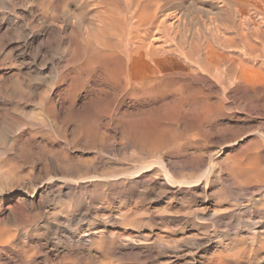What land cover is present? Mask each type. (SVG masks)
<instances>
[{"label": "rangeland", "instance_id": "rangeland-1", "mask_svg": "<svg viewBox=\"0 0 264 264\" xmlns=\"http://www.w3.org/2000/svg\"><path fill=\"white\" fill-rule=\"evenodd\" d=\"M78 1L80 0H57L56 3V0H0V130L3 129L0 132V135H2V137L0 136V264H219L221 262V264H223V262L225 264H264V261H262L264 260V232H261L264 231V213H262L264 212V189L262 190V188H264V170H262L259 178H253L243 183L245 185V190L239 187L237 178L235 181L233 180L236 177L235 165L229 162V160L237 155L242 144V147H246L251 140L262 139L263 136L261 134H264V112L262 110H257V112L256 109L248 111L250 110L249 107H246L245 110L247 111L243 110L244 107H238L229 92L224 96L221 91L210 89L205 85L202 87L206 94L211 95L210 98L213 97V101L222 99V104L225 108L221 118L215 119L216 124L213 127H204L202 130L196 129V126L187 119H183L184 125H182V123H175L174 125H178V130H181L177 131V126L174 127L177 135L179 134L181 136L185 134L181 142L183 148L185 147L184 150L188 148V145L191 146L189 148L190 150H198L203 148L204 143H208H206L208 146L205 144V148H203L206 150H202L206 153L204 154V158L207 166L211 165L221 149L226 151L224 157L228 159L227 164H224V166L218 164L210 175L211 177L209 176L208 180L206 178L203 179V184L200 189L196 190L182 187L180 190L179 188H174L172 191H166L167 194L164 192V196H162L163 193L161 194V192L155 190L154 187L153 189L147 190L143 189L145 187L140 185L136 187L135 190V188L129 186L128 189L127 186L113 184L115 181H111L112 184L104 186L107 190L104 187L103 189L96 190L91 183L86 182L84 183L85 185L83 183V186L82 184L80 185L82 187L90 186L89 188L87 187L83 190L82 187H79L75 190L76 193L72 192L70 187L73 186V183L69 181L74 179L73 177L75 175L79 176L80 174L79 177L75 176L76 180H78V178L81 180L83 177L89 176V171L86 166H84V168L86 167V171L83 166L80 168L79 166L78 168L74 166L75 159L79 158L88 162L94 161V157L95 160L98 158L101 162L103 159H107L106 162L103 161L102 163L106 168L110 166V170L113 174L120 170L125 171L132 169L134 165H136V161L139 163L140 160H144L142 153L137 148L133 147L132 143L127 142L123 130L121 129V133L117 126L110 127V136L107 138L108 140L106 139V144H104V142L102 143L104 145H100V141V144L98 141L97 143L94 141L95 144L100 145V149L102 146H107V149L104 147H102L103 149L101 150L96 149L99 145H96L97 147L95 148V145H93L94 143H87V145H85L83 141H79V144L76 142L75 135L77 134L75 132V127L72 126V122L74 123L76 119L71 118L73 116V112L70 110L71 106L76 105L72 107L75 108L74 110L84 109L85 106L88 107L90 105V101L88 100H91L93 97V99H96L95 97L101 95L102 101H100L101 103H96V107H101V105L103 106V103H105L106 105L104 104L103 106V108H105L108 107L106 101L111 96V94H108L107 97V93L103 91V93L101 92L102 94L98 91L99 93H96L97 96L92 93L91 90L96 84L94 82H98L99 79L95 80L93 77L91 78L92 71L90 68L87 69L86 65L80 67L81 70H83L81 71L83 75H81L80 68L76 66L78 64L73 61L72 52L77 49L75 40L80 34H77L78 32L72 29L73 26L67 21L69 19L66 14L74 9L72 13L78 11L77 6L80 7L81 4ZM200 1H204V4L200 3ZM192 2V0H182V14H186L185 17H183V33H191L189 35L194 34L196 40L210 38L216 22H225L224 16H221L219 13H225L228 7L226 3H221L220 5L219 1L215 3L211 0H199V2L196 0L193 4L194 7H199V9L195 10L194 7L192 9ZM196 2L198 4H196ZM195 4L198 7L195 6ZM68 6H70L69 9L67 8ZM184 7H187V9L185 10ZM222 7L223 9H220ZM205 8L207 11H205ZM200 9L206 13V17L203 16L204 14L201 11L200 13L202 15L197 13V10L199 11ZM211 10L214 11L212 12ZM190 12H192L194 16H192ZM209 12L210 14L208 15ZM188 13L190 14L188 15ZM186 16L189 19H187ZM65 17H67V19ZM193 18L194 20L196 18L198 20L196 19L194 22ZM62 21L66 24L62 25ZM206 21H209L208 24H205ZM60 28H62V31ZM64 31L66 34L69 33V31L71 33L66 35ZM43 39L46 41L43 42ZM68 39L73 43L68 41ZM67 42L73 45L71 46V44L69 45ZM67 47L69 48L66 49ZM69 55L72 56L69 57ZM63 57L65 59H62ZM74 68H76L74 70L75 72L73 71ZM76 70L77 72L79 71L78 74ZM87 70H89V72L91 71L90 75ZM207 73V71H202L200 68V75H198L196 79L183 78V82H223L225 78V75L218 71ZM217 73L219 74L216 75ZM100 74H102L101 70ZM66 75H70L69 79L68 77L67 79L64 78ZM78 75L79 78H76ZM220 75L223 76V78ZM83 76L86 78L84 79ZM70 77L73 78L70 79ZM89 77L91 79L90 82ZM60 78L62 80L64 79V82H60ZM73 79L77 87L80 86L78 88H80V90L83 89V92L80 90L78 91L79 93L81 92L79 95L78 92L76 94H71L70 91H68L70 89V83L74 84ZM75 80L77 82L79 80V83L82 82L78 84ZM68 83L70 85H68ZM82 84L84 86L81 89ZM98 85L100 88V84ZM87 90L89 91L87 92ZM65 91H67V94ZM88 96L91 97L89 98ZM74 97H76V99ZM67 99L69 102L66 101ZM50 100H52V102ZM84 102L86 104H84ZM50 103L52 106L50 107L54 110L49 107ZM67 104L70 107H68ZM82 104H84V106ZM93 106H95V103ZM78 107H80V109ZM100 107L98 109H101ZM91 108L90 106L86 108L87 112L92 110ZM60 110L63 114L60 113ZM50 111L52 112L50 113ZM249 112H251L252 115ZM54 113L57 114L55 115ZM59 114L61 118H58L60 117ZM85 114L83 113L84 119L89 115L88 114L86 117ZM49 116L50 118H48ZM55 117L58 119H55ZM37 118H39L38 121H36ZM67 118L71 119L68 120ZM242 119L243 121H241ZM55 120L57 121L55 122ZM77 120H83V118L80 117ZM185 120L188 122H185ZM42 123L44 124L42 125ZM46 123L48 124L47 127H45ZM185 123L189 125H185ZM258 124L259 126L263 124V128L261 126L258 128ZM1 126L3 128H1ZM192 127L195 128L193 129ZM256 128L259 130L262 129L259 131ZM225 129L228 131L226 132ZM249 131L250 133H248ZM190 132L192 134H190ZM84 134L86 133H83L85 137ZM95 134L94 138L96 137ZM33 135L35 136L33 137ZM113 135L116 141L111 137ZM247 135L250 136L248 137ZM187 136V141L191 144L186 141ZM20 138H22V140ZM162 138L164 140L163 144L167 145L165 137L162 136ZM201 140L205 142L203 143ZM222 140H224V143ZM74 142L76 144H73ZM200 142L202 143L201 145ZM24 144L26 146H24ZM43 144L45 146H42ZM124 145H126V147ZM185 145H187V147ZM192 145H194V148ZM90 147L93 148L94 151L90 150ZM108 147L112 148V151ZM23 148L25 154L22 153ZM124 150L126 151L124 152ZM42 151L48 152H46V154ZM62 152L63 154H61ZM118 152H120L119 155ZM27 153H30L28 154L29 156ZM57 153L58 155L61 154L60 157L62 158L69 155L67 157L71 165L66 167L60 164V157H58ZM54 155L55 157L53 158ZM96 155L98 156L96 157ZM227 155H230V157H227ZM172 157L174 158L175 155ZM108 158H111L113 161ZM175 160L180 161L181 159L175 158ZM114 163H118V165ZM63 166L64 168L66 167L67 170L63 169ZM207 166L201 169V173L202 170L203 172L206 171ZM61 167L62 169H60ZM48 168L51 169L49 170ZM71 169L75 170L72 171ZM225 169H227V173H225ZM70 171L77 172L73 175ZM81 171L83 172L80 173ZM223 172L224 175H222ZM76 173L79 174L77 175ZM224 176L226 178L230 177L233 183L229 181L228 178L224 179ZM70 177H72V179H70ZM51 178L60 179L61 183L57 186L58 188L54 189L56 187H51L50 189L52 191L48 190L47 192L39 191V188L49 183V179ZM210 178L214 180L211 179L210 181ZM206 180L207 182H205ZM218 183H220L221 186ZM67 184L70 185L69 188ZM230 184L231 186H229ZM111 185L112 189H109ZM203 185L205 187H203ZM249 185L252 187L250 188ZM229 187H231V189ZM252 188H255L254 191ZM58 189L61 192H58ZM102 190L106 191L103 192ZM69 191L74 194L70 192L72 194L71 196ZM155 191L158 192L159 195L161 194V196L156 194ZM214 191L217 192L214 193ZM238 191H241V194L238 193ZM259 191L261 193H259ZM232 192L235 193V196ZM50 193L51 195H49ZM200 193L202 194L201 196ZM145 195L147 196L146 198H144ZM241 195L243 196L241 197ZM75 196H81L80 198L83 197V201ZM44 197L49 199L46 200ZM138 197H140V199ZM216 211L218 213H214ZM246 212H249V214ZM214 214H216V217ZM215 218L220 219L218 220L219 222ZM260 246L261 248H259ZM246 252H250L251 255ZM249 255L251 258H249Z\"/></svg>", "mask_w": 264, "mask_h": 264}, {"label": "bare ground", "instance_id": "bare-ground-1", "mask_svg": "<svg viewBox=\"0 0 264 264\" xmlns=\"http://www.w3.org/2000/svg\"><path fill=\"white\" fill-rule=\"evenodd\" d=\"M192 1H193L192 2V4H193L196 0H192ZM211 1L215 2V3L217 1H219L220 5H221V3H226V6L228 7V9H226V12L225 13L224 12L219 13L221 16H224L225 22L224 23H220V22L217 23L218 22L217 21L216 24L214 25V28L211 26L213 28V33L212 34L210 33L211 34L210 38H202L201 40H196L195 39L196 36L194 34L189 35L191 33H189V34L186 32L183 33V17H185L186 14H184V15L182 14V10H183V9H181L182 8V0L181 1H178V0H80L78 2H80L81 4L78 2H75V3L80 4V7L77 6L78 11L72 13V11L75 10L74 8H73L74 10H72L71 12L69 10H67V11H69V13L67 12V14H66L68 16V19H69L67 21H69V23L73 26L72 29H74L76 32H78L77 34H80V35H78V37L75 40L76 45H77V47H76L77 49H75V51L72 52L73 53V61L76 62V64H78L76 66L79 68L86 65L87 69L90 68L92 71V72L90 71L91 72V78L93 77V79H95V80L99 79L98 82L97 81L94 82L96 84H95V87L93 86V88L91 90L92 93H94L96 95V93L98 91H100V93L103 91L104 93L105 92L107 93V95L105 94L107 97H108V94L109 95L111 94L109 99H107V101H106L108 103V107H105V108H103L105 103H103V106L101 105V107L98 106V108L100 107L101 109H98L96 107V103H101L100 101H102L101 95L100 96L96 95L99 98L95 97L96 99H93L94 98L93 97L91 100H88V101H90L89 106L92 107L91 108L92 110H90V111L88 110L89 112H87V109H86V108H89L88 104H87L88 107L85 106L86 108L85 107H84V109L81 108V110H74L75 108H72V107H75L76 105L71 106L70 110L73 112V116L71 117L69 114L68 115L72 119H76L74 123L72 122V124H73L72 126L75 127V132L77 134V135H75L76 142H78V144H79V141H83L85 143V145H87V143L93 144L94 141H96L95 143H97V141H98L99 144L101 142L100 145H104V144H106V142H105L106 139L109 138V136H110L109 135L110 127L117 126L121 133L123 130V133H124V136H125L127 142L132 143L133 147L137 148L142 153V155L144 157L143 161L140 160L139 163H138V161H136V165H134V167L132 169L125 170V171L120 170L119 172H116L114 174H113V172H111L110 166L106 168V167H104V165L102 163L103 161L106 162L107 159L106 160L103 159L102 162L99 161L98 158L95 160V157L94 158L92 157L94 159V161H89V162L81 160L79 158L75 159L74 166H77L76 168H78V166H79V168L82 166L84 168V166H86L87 170L89 171L88 172L89 174L87 172L86 173L89 176H87L85 174L87 177L84 178L83 175L81 174L83 177V179H81V180H79V178H78V180H76L75 179L76 175L73 177L75 180L72 179V177H70V179H72V180H70L69 182L73 183V186L70 187V185H68V184L67 185H68V188L70 187L72 192H75V190H77L79 187H82L83 184L86 182L91 183L93 188H95L96 190H99L101 188L103 189V187L107 184H112L111 181H115V182H113V184H119L120 186L123 185V186H127V187L129 186L131 188H135V190H136V187H138L140 185H142V187H145L143 189H147V190L153 189V187H154L155 190H158L159 192H161V194L163 193L162 196H164V192H166L168 190L172 191V189H174V188L180 189L183 187V188H190V189L192 188V189L198 190L201 188V185L203 184V179L206 178L208 180L209 176L213 173L215 167L218 166V164H221L223 166H224V164H227L228 159H225V157H224L226 151L221 149L219 151V153L217 154V156L215 157V159L214 160L212 159L213 162L211 163V165L207 166L206 160L204 158V156H205L204 154H206V153L202 151V150H206L203 148H205L204 146L207 142L204 143L205 141L203 142L202 140L201 141L204 143L203 148L198 149L196 147L198 150H193V149L190 150L189 148L191 146L188 145V148L186 150H184L185 147L183 148V144H181V142L183 141V136L185 134H183L181 136L178 134L179 135L178 136L177 133L175 132L176 129L174 127L177 126V131H179L180 129L178 130V128H179L178 125H176V126H174V125H175V123H179V124L182 123V125H184L183 119H187L189 122H192L194 126H196V129L198 128V129L202 130L204 127L205 128L208 126L213 127L216 124L215 119H217L219 117L221 118V116L223 115L224 110H225L224 105L222 104V99H219V101H213L212 100L213 97L210 98L211 95L209 94L210 95L209 96L208 94H206L204 88H202L204 85L209 87L210 89H216L217 91H221L224 96L227 95V93L229 92L231 97L236 102L237 106L238 107H244L243 110H245L246 107H249L250 110H248V111H251L252 109L253 110L256 109V111L262 110L264 112V80H263L264 79V0H211ZM198 2H199V0H198ZM203 2L200 1V3H203ZM56 3H57V0H56ZM71 3H72V1H71ZM215 3H214V5H215ZM196 4H198V3L196 2ZM196 4H195V6H197ZM203 4H202V6H203ZM77 7L75 6L76 10H77ZM187 7L186 8L184 7L185 10L187 9ZM193 7H194V4L192 5V9H193ZM217 7H219V6H217ZM67 8L69 9L70 6H68ZM194 8H195V10L199 9V7L198 8L194 7ZM220 9H223V7ZM201 10L202 9H200L199 11L197 10V13L201 14L200 13ZM203 10H204V8H203ZM205 11H207L206 8H205ZM219 11H221V10H219ZM192 12H190V13L192 14ZM201 12L204 14L203 16H205L206 13L204 11H201ZM217 12H218V10H217ZM217 12H215V13H217ZM190 13H188V15ZM209 14H210V12L208 13V15ZM62 15H63V13H62ZM64 16H65V14H64ZM187 16H186V18H187ZM192 16H194V14H192ZM203 16H201V17H203ZM65 18L67 19V17H65ZM209 18H210V16H209ZM187 19H189V18H187ZM193 20H194V18H193ZM195 20H194V22H195ZM208 22L206 21L205 24H208ZM184 23H185V21H184ZM63 24H66V23H63V21H62V25ZM187 25H188V23H187ZM56 26H54V27H56ZM190 26H191V24H190ZM212 28H211V31H212ZM52 29H53V27H52ZM60 29L62 31V28H60ZM56 30H57V28H56ZM69 33H71V32L69 31ZM69 33H67V34H69ZM64 34H66V32ZM198 35H200V34H198ZM68 37H69V35H68ZM32 39H33V37H32ZM37 39H38V37H37ZM69 39H70V37H69ZM69 39H68V41H70ZM45 41L46 40H44L43 42H45ZM67 43H69V42H67ZM71 43H73V42H71ZM71 43H69V45ZM72 45L73 44H71V46ZM69 47H67L66 49H68ZM70 48H72V47H70ZM69 51H70V49H69ZM66 52H68V51H66ZM70 56H72V55H69V57ZM64 57L62 59H65ZM67 58H68V56H67ZM200 68L202 69V71H207L208 73H214V72L218 71L220 73H223L225 75V78H224L223 82H207V81L206 82H200V81L199 82H193V81L192 82H183L184 81L183 78H185V79L190 78L192 80L196 79V77L198 75H200ZM75 69L76 68H74L73 71ZM77 70H76V73L78 74L79 71L77 72ZM79 70H80V73H81V71H83V70H81V68ZM100 70H101L102 74H100ZM87 72L90 75L89 70H87ZM73 73H71V74H73ZM80 73H79V75H80ZM84 74H86V73H84ZM218 74L219 73H217L216 75H218ZM79 75L76 78H79ZM81 75H83V73H81ZM69 76L66 75V77H64V78L67 79V77H68V79H69ZM71 76H73V75H71ZM75 76H77V75H75ZM84 76H83V78H84ZM204 76H205V74H204ZM73 77H70V79ZM218 77H216V78H218ZM221 77L223 78V76H221ZM84 79H83V81H84ZM89 79H90V77H89ZM63 80L60 78L59 81L61 82ZM80 80H82V79H80ZM206 80H207V78H206ZM90 81H91V79L89 80V82ZM105 81H111V82H105ZM180 81H182V82H180ZM188 81H190V80H188ZM73 82H74V79H73ZM69 83H68V85H70V84L71 85H70V87H69L70 89L68 91H70L71 94H76L80 90V88H78L80 86L77 87L75 82H74V84H72V83L69 84ZM77 83L80 84L79 80ZM98 84H100V88H99ZM83 86L84 85L82 84L81 89ZM88 86H89V83H88ZM82 90H80V91H82ZM89 90H87V92ZM84 91H85V89H84ZM65 92L67 94V91H65ZM90 92H89V94H90ZM80 93L78 92V95ZM105 95H104V98H105ZM91 96H88V97L90 98ZM70 97H73V96H70ZM58 98H57V100H58ZM74 98L76 99V97H74ZM50 101L52 102V100H50ZM58 101L60 102V100H58ZM66 101H68V99ZM70 102H72V101H70ZM85 102H84V104H86ZM64 103H65V100H64ZM94 103H95V106H93ZM68 104H67V106H68ZM73 104H75V103H73ZM84 104H82V105L84 106ZM52 105L54 106V104H52ZM58 105H59V103H58ZM63 105H65V104H63ZM50 106H51V103H50L49 107ZM67 106H65V107H67ZM54 107H56V106H54ZM68 107H70V106H68ZM80 107H78V108L80 109ZM66 109H68V108H66ZM52 110H54V109H52ZM61 110H60V113H62ZM65 111H67V110H65ZM65 111H64V115H65ZM245 111H247V110H245ZM51 112L52 111H50V113ZM57 113H54V114L56 115ZM67 113H69V112H67ZM83 113L84 114L87 113V114H85L86 117L89 114L86 119H84ZM249 113H251V112H249ZM55 115H53V116H55ZM251 115H252V113H251ZM56 117H58V116H56ZM56 117H55V119L61 118V115L58 118H56ZM63 117L66 118L65 116H63ZM80 117L83 118V120H77ZM48 118H50V116ZM71 118H69V119H71ZM231 118H232V115H231ZM246 118H247V116H246ZM256 119H254V120H256ZM38 120H39V118H37L36 121H38ZM228 120H229V118H228ZM248 120H249V118H248ZM46 121H47V118H46ZM56 121L57 120H55V122ZM188 121L185 120V122H188ZM241 121H243V119ZM217 122H218V120H217ZM220 122H221V120H220ZM44 123H42V125ZM53 124H55V123H53ZM187 124L185 123V125H187ZM45 125L44 126L47 127L48 124L46 123ZM262 125H260V126L262 127ZM257 126H258V128L260 127L259 124ZM263 127H264V125H263ZM1 128H3V127L1 126ZM258 128H256V129H258ZM44 129H46V128H44ZM2 130H0V132ZM225 131H226V129H225ZM84 132L86 133V134H84L85 137L83 136ZM93 132H94V134L99 132L98 134H95L96 135L95 138H94ZM203 132H204V130H203ZM100 133H101V135H100ZM248 133H250V131ZM2 134H3V132H2ZM190 134H192V133L190 132ZM261 135L263 136L262 139H260V138L255 139V140L253 139L250 142H248V145L246 147H242L243 146V144H242L237 155L235 157H233L231 160H229V162H232L235 165L234 167H235V174H236L235 176L236 177L234 179H233L232 175H231V177L234 181L236 178L238 179L237 183H238L239 187L242 189H245V185L243 183H246L247 180L250 181L253 178H259V175H261L262 170H264V134H261ZM0 136L2 137V135H0ZM34 136L35 135H33V137ZM162 136L165 137V141H166L167 145L163 144L164 140H163ZM199 136H200V134H199ZM111 137L114 138V135ZM236 137H237V134H236ZM236 137H234V138H236ZM20 139L22 140V138H20ZM187 139H188V136L186 138V141H187ZM192 140H193V138H192ZM115 141H116V139H115ZM222 141L224 143V140H222ZM187 142H189V141H187ZM191 142H193V141H191ZM23 143H25V142H23ZM95 143L93 145H95V148H96L99 144L97 145ZM102 143H104V144H102ZM125 143H126V141H125ZM196 143H197V141H196ZM44 144L42 146H45ZM73 144H76V143L74 142ZM201 144L202 143L200 142V145ZM100 145L96 149H100ZM210 145H212V144H210ZM24 146H26V145L24 144ZM83 146H84V144H83ZM124 146L126 147V145H124ZM185 146L187 147V145H185ZM192 146L194 148V145H192ZM227 146H226V148H227ZM102 147H104V146H102ZM102 147H101V149H103ZM106 147H104V148H106ZM87 148H88V146H87ZM199 148H200V146H199ZM206 148H208V147H206ZM220 148H218V149H220ZM96 149H95V151H96ZM109 149H111V151H112V148H109ZM128 149H126V150H128ZM90 150H93V148H91ZM126 150H124V152ZM133 150H135V149H133ZM236 150H238V149H236ZM22 151H23L22 153L25 154L24 148ZM42 152H45V151H42ZM46 152H48V151H46ZM119 153L120 152H118V155H119ZM129 153H130V150H129ZM28 154H30V153H27V155ZM61 154H63V152ZM99 154H101V153H99ZM135 154H136V152H135ZM55 155L53 156V158L55 157ZM57 155H58V153H57ZM60 155H58V157H60ZM173 155H175L174 158L172 157ZM230 155H227V157L228 156L230 157ZM47 156H46V158H47ZM67 156H69V155H67ZM67 156H64L63 158L60 157V164H63L64 166L69 167L71 164L68 161L69 158ZM97 156L98 155H96V157ZM70 157H72V156H70ZM183 157H184V160H183ZM48 158H49V156H48ZM102 158H104V157H102ZM175 158L181 159V160L180 161L175 160ZM73 159H74V157H73ZM87 160H89V159H87ZM109 160H112V159L110 158ZM108 161H107V163H108ZM122 162H124V161H122ZM130 162H132V161H130ZM116 164L118 165V163H116ZM125 164H126V161H125ZM64 166H63V169L67 170L66 167L64 168ZM206 166H207L206 171L204 170L205 172H203V170H202V173H201V169L203 167L205 168ZM85 168H84V170H85ZM60 169H62V167ZM116 169H117V167H116ZM116 169H114V170H116ZM74 170H72V171H74ZM225 170H226L225 173H227V169H225ZM46 171H47V168H46ZM72 171H70V173ZM62 172H63V170H62ZM65 172H67V171H65ZM68 172H69V170H68ZM75 172H77V171H75ZM75 172H72L73 175ZM82 172L83 171H81L80 173H82ZM63 174H64V172H63ZM76 174L78 175L79 173H76ZM222 175H224V172ZM222 175H221V177H222ZM79 176H80V174H79ZM79 176H76V177H79ZM229 176H230V174H229ZM82 177H80V178H82ZM213 177H216V176H213ZM227 178L225 177L224 179H227ZM211 179H213V178H210V181H211ZM232 179H230V177L228 178V180L232 181V183H233ZM49 180H50L49 183H46L44 185L41 184L42 186L39 188V191L47 192L48 190H51L50 189L51 187H56L54 189H57L58 188L57 186L60 185L59 183H61L60 179L51 178ZM65 180H66V178H65ZM68 180H69V178H68ZM207 180L205 182H207ZM221 180H219V181H221ZM62 182H66V181H62ZM215 182H218V181H215ZM223 183H226V182H223ZM248 183H250V182H248ZM253 183H255V182H253ZM80 184H82V186ZM218 184L220 185V183H218ZM204 185H203V187H205ZM211 185H213V184H211ZM254 185H256V184H254ZM217 186H215V187H217ZM229 186H231V184ZM232 186H233V184H232ZM249 186H250V188L252 187L251 185H249ZM87 187H82V189L84 190ZM114 187H115V185H114ZM129 187H128V189H129ZM104 188H106V187H104ZM229 188L231 189V187H229ZM59 189H60V187H59ZM59 189H58V192H61ZM109 189H112V185ZM254 189H253V191H254ZM263 189L264 188H262V190ZM89 190H91V189H89ZM106 190H107V188H106ZM106 190H104V191H106ZM147 190H145V191H147ZM186 190H185V192H186ZM215 190H216V188H215ZM217 190H218V188H217ZM259 190H261V189H259ZM80 191H82V190H80ZM151 191H153V190H151ZM70 192L71 191H69V193ZM82 192H84V191H82ZM97 192H99V191H97ZM100 192H101V190H100ZM137 192H139V191H137ZM216 192L217 191H214V193H216ZM263 192H264V190H263ZM141 193H142V191H141ZM152 193H154V192H152ZM181 193H182V191H181ZM191 193H194V192H191ZM202 193H204V192H202ZM238 193L241 194V191L240 192L238 191ZM244 193H246V192H244ZM259 193H261V192L259 191ZM72 194H74V193H72ZM72 194H71V196H72ZM93 194H94V190H93ZM156 194L159 195L158 192H156ZM161 194L159 196H161ZM166 194H167V192H166ZM187 194H188V192H187ZM232 194H234V196H235V193L232 192ZM49 195H51V193ZM66 195H68V194H66ZM171 195H173V194H171ZM201 195L202 194L200 193V196ZM82 196H83V194H82ZM207 196H209V195H207ZM242 196L243 195H241V197ZM47 197H44V198H46V200H47V199H49ZM75 197H79V196H75ZM146 197L147 196L145 195L144 198H146ZM205 197H206V195H205ZM231 197H232V195H231ZM82 198H80V199H82ZM138 198L140 199V197H138ZM153 199H155V198H153ZM160 199H161V197H160ZM160 199H158V200H160ZM73 201H76V200H73ZM81 201H83V199ZM80 205H82V204H80ZM78 206H79V204H78ZM254 211H256V210H254ZM214 213H218V212L216 211ZM219 213H221V212H219ZM246 213L249 214V212H246ZM256 213H258V212H256ZM262 213H264V212H262ZM212 215H213V213H212ZM214 215L216 217V214H214ZM224 217H226V216H224ZM260 217H262V216H260ZM221 218H223V217H221ZM215 219H217V218H215ZM218 220H220V219H217V221ZM261 224H262V221H261ZM256 226H258V225H256ZM261 232H264V231H261ZM257 233H258V231H257ZM263 247H264V245H263ZM259 248H261V246ZM246 253L251 255L252 250H251V253L250 252H246ZM250 255H249V258H251ZM261 257H263V256H261ZM242 258H243V256H242ZM246 258H248V257H246ZM261 260H262V258H261ZM244 261H246V260H244ZM262 261H264V260H262ZM241 262H242V260H241ZM221 263H219V264H221ZM227 263H229V262H227ZM223 264H225V263L223 262Z\"/></svg>", "mask_w": 264, "mask_h": 264}]
</instances>
